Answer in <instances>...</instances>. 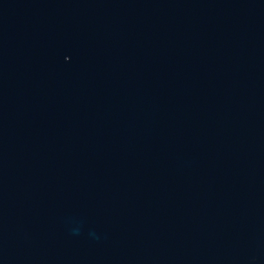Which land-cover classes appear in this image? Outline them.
Wrapping results in <instances>:
<instances>
[{"label":"water","instance_id":"95a60500","mask_svg":"<svg viewBox=\"0 0 264 264\" xmlns=\"http://www.w3.org/2000/svg\"><path fill=\"white\" fill-rule=\"evenodd\" d=\"M0 264H264V0H0Z\"/></svg>","mask_w":264,"mask_h":264}]
</instances>
